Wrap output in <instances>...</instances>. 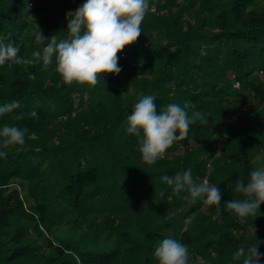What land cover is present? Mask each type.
Returning <instances> with one entry per match:
<instances>
[{
  "label": "trees",
  "instance_id": "obj_1",
  "mask_svg": "<svg viewBox=\"0 0 264 264\" xmlns=\"http://www.w3.org/2000/svg\"><path fill=\"white\" fill-rule=\"evenodd\" d=\"M210 1L203 0V9L211 8L216 33L203 28L206 17L196 27H187L181 15H146L137 41L118 53L120 73L101 76L94 87L58 83L54 59L46 71L42 62L0 66V106L20 103L15 113L0 116V127L7 123L28 129L25 143L0 157V264H158L155 248L170 230L189 251L198 249L208 258L216 252L215 264H242V259H232L241 247L258 245L264 254V204L245 218L225 206L242 198L234 191L236 179L247 183L256 169L250 153L256 136L248 135L250 123L222 129V121L242 104L264 101L259 74L264 71V7H257L258 0H217L212 8ZM84 3L0 0V44L12 43L19 57L31 60L39 50L33 32L41 31L47 39L65 38V16ZM153 4L150 0V7ZM123 53L130 58L122 60ZM227 72L235 74L240 89L227 85ZM142 95L155 97L158 112L188 102L190 116L199 112L207 120L191 124L187 137L169 147L167 155L174 158L178 145L191 140L204 138L209 145L172 161L145 163L137 138L127 132L128 116ZM31 111L36 118L12 119ZM73 112L78 119H72ZM60 116L69 121L55 125ZM216 133L228 136L210 177L221 190L220 210L214 205L201 212V200L174 194L161 177L191 169L194 180L201 182L204 156ZM16 180L28 185L38 218L27 214L19 197L9 193ZM216 213L219 221L212 219ZM61 223L69 236H77L75 243L66 235L56 239L51 229ZM40 224L55 240L46 237ZM247 227L259 232L237 234Z\"/></svg>",
  "mask_w": 264,
  "mask_h": 264
},
{
  "label": "clouds",
  "instance_id": "obj_2",
  "mask_svg": "<svg viewBox=\"0 0 264 264\" xmlns=\"http://www.w3.org/2000/svg\"><path fill=\"white\" fill-rule=\"evenodd\" d=\"M150 10V0H85L75 11L67 14V36L57 39L54 35L49 42L32 53L33 59L18 56L19 48L12 43L0 44V66L12 64H33L42 62L44 70L55 61V71L65 85L82 84L96 86L99 78L107 74H119L118 53L126 46L134 44L142 33L141 25ZM39 28V26H38ZM38 44L46 40L41 31L35 33ZM31 78H35L34 76ZM190 105L185 102L169 104L157 111L155 97L142 95L128 116L127 132L137 138L142 160L155 164L164 159L169 147L176 141L184 140L189 127L196 121L206 123L203 113H188ZM20 108L18 101L0 106V116L13 114ZM37 117L35 111L14 114L15 121L25 117ZM28 129L5 123L0 127V157L6 158L5 151L25 143ZM178 133V135H177ZM163 182L172 186L173 193H186V199L193 202L201 200L205 206L220 210L221 190L217 184L208 180L197 183L188 169L174 176L163 175ZM234 191L241 194V199H233L225 204L226 208L239 218L255 215L260 205L264 204V167L251 171L245 183L238 177ZM154 256L158 264H189V249L173 238H164L155 248ZM264 254L258 252V245L245 249L239 248L232 259L242 264H260Z\"/></svg>",
  "mask_w": 264,
  "mask_h": 264
},
{
  "label": "rangeland",
  "instance_id": "obj_3",
  "mask_svg": "<svg viewBox=\"0 0 264 264\" xmlns=\"http://www.w3.org/2000/svg\"><path fill=\"white\" fill-rule=\"evenodd\" d=\"M220 1H228V0H220ZM217 2V0H211L209 2V7H211L212 5H214ZM203 0H195L194 2H191L189 0H155V4H153V7H150L149 12L146 14L147 16L149 14L152 15H156L158 17H162V16H169L171 14L174 15H181L182 17V21H184V25L187 27H196L199 23H201L203 21V17H206V21H204L203 24V28L206 29V32L208 33H216V31H218V29L215 28L214 22H213V18L211 16L212 12H211V8L210 10L207 11V7L206 9H203ZM258 8L260 7H264V0H258ZM212 4V5H211ZM213 8V6H212ZM213 15V14H212ZM214 17V15H213ZM64 24L68 23V19H67V15L65 16V21H63ZM37 33V32H36ZM34 34V39H35V32H33ZM43 35V34H42ZM43 37L46 39L43 41V43L38 44L36 42V44H38L37 48L39 50H42V48L46 45L47 43V36L44 34ZM149 47V43H145L144 45V49ZM130 58V56L127 53H123L121 54V59L122 60H128ZM55 76L57 78L58 83H63L59 74L56 73L55 71ZM225 81H227V85H232L234 89L238 90L240 89L239 87H235L234 86V81L235 79H233V73L231 72H227L225 73ZM260 79L262 81V83H264V77L260 76ZM225 85V82H223ZM86 101L89 102L88 95H85ZM255 106L254 108H252L251 110L247 111L246 113L243 114V116L240 118V120L236 123V124H232L228 127H226V129H230L231 130L237 129L241 123L242 124H251L250 126H248V135H255L256 136V146L253 147V149L250 151L251 156L253 157L254 163H255V168H259V167H264V133L262 132V126H264V101L260 102L258 100H255ZM72 119H78L77 116V112H73L72 113ZM69 121L68 116L66 117H62L60 116L58 118V120L56 121L55 125L57 124H61V123H67ZM85 125V124H84ZM86 126V125H85ZM246 128V127H245ZM244 132V130H243ZM224 135L226 137H228L225 133ZM227 139V138H226ZM55 142H57V139H54ZM186 155V154H185ZM178 156L175 154L174 158H177ZM173 157L170 155L165 154V160L168 161H172ZM214 172V171H213ZM30 189L28 187V185L20 180H16L15 182H13L10 185V190L9 193H11V195H17L19 197V200L21 202H23V209L27 214L30 215H34L36 218L39 217V213L38 211L35 209L36 208V200L32 197H30ZM10 195V194H8ZM13 199V198H12ZM191 204L187 203L184 207L188 208L190 207ZM213 206H205L203 204V206L201 207V212H206V211H210L211 208H213ZM175 213L171 214V219L173 218ZM212 219L214 221H219L220 220V216L219 214H214L212 215ZM189 221L186 220V225H185V230L188 229L189 227ZM62 224V223H61ZM58 225V227L56 228H52V232L54 233L55 237L57 240H63L64 235H66V237L69 236V233L67 231V228L63 227L64 224L62 225ZM40 228L42 230V232L45 233L46 237L48 238L49 236L51 238H53L55 240V237L53 235H51L50 233H48L45 228L43 227L42 224H40ZM250 234V235H255L259 232V229H255L253 230V228H246L243 230H240L239 233L237 234ZM172 230H170L168 233H166L165 235L169 238L170 235L172 234ZM236 233V232H235ZM31 237L33 238V240L37 241V244L39 246H42V242H39V240L36 237V234L34 233L33 230L30 231ZM173 239H175L174 235L172 236ZM51 238H48L49 240ZM70 241L72 243H75V241L77 240V236H69ZM199 250L196 249L194 251H189V264H215V262L213 260H217L218 259V254H216V252H211V257L208 258L206 256H203L202 253L198 252ZM47 253L46 250L43 251V253Z\"/></svg>",
  "mask_w": 264,
  "mask_h": 264
},
{
  "label": "built area",
  "instance_id": "obj_4",
  "mask_svg": "<svg viewBox=\"0 0 264 264\" xmlns=\"http://www.w3.org/2000/svg\"><path fill=\"white\" fill-rule=\"evenodd\" d=\"M260 76L264 77V71L259 72ZM233 79H235L234 86L239 87L240 83L236 81L235 74L232 75ZM255 100L250 99L246 103L242 104L239 108H237L234 112H232L230 115H228L223 121H222V129L225 130L226 127L232 124H236L240 118L243 116L244 113L251 110L255 106ZM226 136L223 134L216 133L213 137L214 143L210 145L211 150L208 152L207 155L204 156L205 158V165H206V171L202 178L203 180H208V182L211 184L210 177L214 171L215 162L217 159L221 157L222 149L226 144ZM209 141L207 139H198V140H191L188 143L182 144L180 143L178 145V151L176 152V155L183 156L187 152L193 150V149H201L206 148L209 145ZM195 215V213H193ZM256 228H253L255 230Z\"/></svg>",
  "mask_w": 264,
  "mask_h": 264
}]
</instances>
